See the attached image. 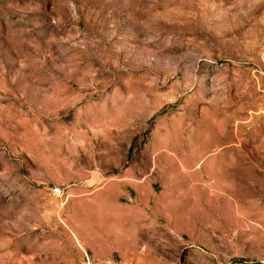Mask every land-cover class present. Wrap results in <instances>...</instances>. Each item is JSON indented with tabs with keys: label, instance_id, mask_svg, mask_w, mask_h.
<instances>
[{
	"label": "rangeland",
	"instance_id": "rangeland-1",
	"mask_svg": "<svg viewBox=\"0 0 264 264\" xmlns=\"http://www.w3.org/2000/svg\"><path fill=\"white\" fill-rule=\"evenodd\" d=\"M0 264H264V0H0Z\"/></svg>",
	"mask_w": 264,
	"mask_h": 264
},
{
	"label": "built area",
	"instance_id": "built-area-1",
	"mask_svg": "<svg viewBox=\"0 0 264 264\" xmlns=\"http://www.w3.org/2000/svg\"><path fill=\"white\" fill-rule=\"evenodd\" d=\"M53 193H54L55 195H57V196H60V195H62V189L59 188V187H54V188H53Z\"/></svg>",
	"mask_w": 264,
	"mask_h": 264
}]
</instances>
